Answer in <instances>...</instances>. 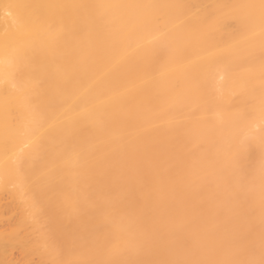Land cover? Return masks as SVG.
Here are the masks:
<instances>
[{
    "label": "bare ground",
    "instance_id": "1",
    "mask_svg": "<svg viewBox=\"0 0 264 264\" xmlns=\"http://www.w3.org/2000/svg\"><path fill=\"white\" fill-rule=\"evenodd\" d=\"M0 7L11 12L0 18V77L16 68L22 81L16 77L15 94L0 87V171L22 168L36 180L63 169L61 182L75 184L59 196L55 183L48 188L55 196L28 180L36 194L30 215L15 190L6 200L0 189V264L264 263V130L242 148H231L234 137L222 131L247 127L249 114L264 121V0H0ZM184 106L207 115L189 127L207 134L210 158L204 146L197 151L200 136L176 137L183 129L171 119ZM11 109L25 122L12 126ZM22 133L28 143L39 137L13 164L7 156ZM194 152L207 159H188ZM248 161L256 171L246 181ZM229 168L239 171L221 180L228 187L201 184L205 170L220 178ZM196 172L200 184L192 183ZM248 183L263 184L251 187L245 206H256L253 219L245 207L242 214L246 203L239 206ZM239 210L241 217L232 214Z\"/></svg>",
    "mask_w": 264,
    "mask_h": 264
},
{
    "label": "rangeland",
    "instance_id": "2",
    "mask_svg": "<svg viewBox=\"0 0 264 264\" xmlns=\"http://www.w3.org/2000/svg\"><path fill=\"white\" fill-rule=\"evenodd\" d=\"M1 8L2 7H0V18L1 17H3L2 15L4 14L5 16L7 15V17H8V15H10L11 16V12H9L10 14H7V12H5L4 11V9H2L3 10V12H2V10H1ZM161 32H164V30H160V37H159V43H162V41H163V38H164V36H163V33H161ZM158 39H156V41H157ZM136 48V47H135ZM137 51V50H136ZM1 59H3V58H1ZM2 60H0V62H1ZM5 63V62H4ZM3 64V62H1L0 63V65H2ZM4 65V64H3ZM2 65V66H3ZM211 65V64H210ZM212 66V67H211ZM210 67H211V69L213 70L214 68V70H216V69H218V65L216 64V63H214V64H212ZM17 69L16 68H11L10 69V72L8 71V78H11L10 80L7 78H3V77H0V87L3 85H5L6 87H7V89H8V91H9V93H16V92H18L19 90H20V84H21V82H20V79H19V76L18 75H16L17 73ZM219 71L217 70V72L215 73V78L214 79H216V74L218 73ZM219 74V73H218ZM10 76V77H9ZM18 76V82L20 83V84H18L17 85V79H16V77ZM222 76V75H221ZM221 76L219 75L218 76V78L216 79V80H214V81H217V82H219L221 79L222 80H224V76L221 78ZM222 80H221V83H222ZM25 82H23L22 83V87H24L23 86V84H24ZM26 83H28V82H26ZM32 83V82H31ZM34 83V82H33ZM216 83H214V86L216 87V85H218V84H220V83H218V84H216ZM25 85V84H24ZM27 85V84H26ZM32 85V84H31ZM34 86H35V84H34ZM26 87V86H25ZM33 86H31L30 88H31V90L29 91V90H26L27 91V94H28V91L31 93H33L34 92V88H32ZM218 87V86H217ZM22 91V90H21ZM23 92L25 93V91L23 90ZM29 93V94H30ZM19 94V93H18ZM17 94V95H18ZM26 94V93H25ZM176 97V103H174V104H179L180 102H181V98H180V96H175ZM171 102H174L173 101V99H172V101ZM12 106H13V108L14 109H18L19 107H21L22 106V103L21 102H13V103H11V108H12ZM184 110H186V111H184ZM183 113L185 114L184 116H183ZM233 115V113L231 114V117H229L228 119H231L232 117H234L235 116V114H234V116H232ZM260 114L259 113H255V114H249L248 116H247V118L245 119V122H246V124H247V127H243V128H240V129H235L234 130V127H232L231 125L230 126H225L223 129H222V131L223 132H226V133H230V135H232L233 137H234V140H235V142H232L233 140H229V141H231V142H228V141H226V147H228V146H230L231 144H232V147L231 148H242L244 145H245V143H247L249 140H251V139H253L254 138V136H255V134L256 133H259L260 131L262 132L263 130H264V121H263V118H262V120L260 119V117L261 116H259ZM26 116H29V115H27L26 114ZM184 117V119H186V121H187V118H188V121H187V123L185 124V123H180L181 122V120H182V118ZM186 116V117H185ZM8 117H9V119L11 120V124H12V126L13 125H15V126H17V125H19L18 123H20L21 121H23V122H25L24 121V117H21L20 118V116L18 115V113H16V112H14V111H12V109H11V111L9 112V115H8ZM175 117H177V115L175 116ZM180 117H182V118H180ZM227 118V117H226ZM179 119H180V122H178L179 121ZM183 119V120H184ZM29 121H27L26 123H28L29 125L31 124V125H33L34 123H36V122H31L32 120L34 121V120H36V119H32L31 120V118H29L28 119ZM38 120V119H37ZM36 120V121H37ZM175 120V121H174ZM207 120V115L205 114V113H203V112H192V109L191 108H189V107H186V106H184L181 110H180V112L178 113V117H177V119L176 118H173V120L171 119V123L173 124V125H175V126H179V127H181L183 130H182V132L181 131H179V135L177 134L176 135V137L177 138H180L181 137V135L180 134H182V136H187V135H195V136H200L199 137V139L201 140L200 142L202 143V145L200 146V145H198V144H196L197 146L196 147H198L199 149H197V151H199V152H204V150H202V147L204 146L203 144H205V142L203 143L202 142V138H203V135H205L204 133H203V131L202 130H200L201 128V126L200 127H189L190 125H192V124H197V123H200V122H204V121H206ZM174 121V122H173ZM31 122V123H30ZM184 122H185V120H184ZM164 123V122H163ZM182 124H184V125H182ZM162 125V124H161ZM203 125V124H202ZM185 126V127H184ZM230 128V129H229ZM232 128V129H231ZM197 130H199V133L201 134H199V133H197ZM232 130H234V131H232ZM188 131H189V133H188ZM200 131H202V132H200ZM197 133V134H196ZM239 133V134H238ZM199 134V135H198ZM235 134V135H234ZM22 135V136H21ZM20 136L22 137V140H21V144L19 143L18 145V147L16 148V151H15V153L14 154H12L11 156H7V157H9L10 158V161L11 162H13V164L15 163V162H17V163H19V162H22L23 161V155H24V152L27 150H31V147H32V145H33V143L38 139V135H35V136H31V138H32V140H31V138L30 137H28L29 138V143L31 144V147L30 148H28V145H30L29 143H28V139H25V138H27L25 135H23V133L21 134ZM209 135V134H208ZM38 136V137H37ZM180 136V137H179ZM207 136V134L205 135V137ZM208 137V136H207ZM205 139H207V141H209L210 139L209 138H205ZM209 139V140H208ZM203 140H204V138H203ZM206 141V142H207ZM237 141H238V143H237ZM199 142V140L197 139V141H196V143H198ZM209 143L210 142H207L206 143V147H208L209 146ZM229 143H231V144H229ZM235 143V144H234ZM200 144V143H199ZM224 144V145H225ZM233 145H235V146H233ZM204 146V149H205V152L207 153V149L209 150L208 151V153L207 154H209V156H207V157H209L210 158V156H212V149H209V148H207L206 149V147ZM239 146V147H238ZM201 148V149H200ZM187 149H184V148H182L181 149V151L182 152H185ZM202 150V151H201ZM211 150V151H210ZM188 151V150H187ZM180 152V151H179ZM210 152V153H209ZM195 153L196 152H194L193 153V155H191L188 159H190V158H192V156H193V158H195V159H193V160H197V159H199L200 157H198V155L196 156L195 155ZM198 153V152H197ZM196 153V154H197ZM201 153V158L200 159H207V157H206V155H205V153H204V155ZM181 154H183V153H181ZM211 154V155H210ZM195 155V156H194ZM200 155V154H199ZM204 157H203V156ZM196 157H198L197 159H196ZM206 157V158H205ZM12 159V160H11ZM192 159L190 160V161H192ZM22 160V161H21ZM174 160V159H173ZM183 161V160H182ZM188 161V160H187ZM212 160H210L209 162L212 164V162H211ZM263 162V164H264V161H262ZM169 163H172V161L170 160V162ZM16 164V163H15ZM20 164V163H19ZM172 164H175V162H173ZM18 165V164H17ZM21 166H22V164H21ZM242 168H244L246 171L243 173L245 176H242L243 178H245L246 179V181L248 180V176H250V175H252L253 174V172H255L256 170H253L252 169V167H251V163L248 161V162H244L243 164H242V166H241ZM240 167V168H241ZM15 169L18 171V169L15 167ZM21 169L22 168H20V170L18 171V173H16V174H18V175H14V174H12L13 172H11V173H8V172H2V171H0V189H2L3 190V198L4 199H8L9 200V194L8 193H10L11 192V190H15V194H16V199H15V201L17 202V203H19L21 206H25L24 207V209H19L20 211H22L23 210V212H25L26 213V215H30L31 213L29 212V204L28 203H30L31 204V202H29V201H32L33 199H34V201L33 202H35V196H36V194L34 195V194H31V193H33V192H31V188H33L35 185L34 184H36V185H38V186H40L39 188H41V189H43V191L46 193H44L45 195H47V193H48V195H53V193L54 192H56L55 191V189L57 190V192H56V194L57 195H59V193L62 195V194H64V191H71V190H74L73 188H75L74 187V185L75 184H69V185H67L66 186V184H64V181L63 182H61L62 180H61V178L58 176L60 173L62 174L63 173V169L62 170H55L54 171V173L53 172H51L52 174H53V176H51L49 173L48 174H46L44 177L45 178H47V180L44 178V177H40V178H37L36 180L34 179V178H31V180L27 177H25L24 176V174H22V173H20L21 172ZM235 169H236V167H235ZM234 169V170H235ZM211 170L212 169H207V170H205L206 171V176L205 177H203L202 176V173L201 172H198V174L199 173H201V174H199L200 176H202L201 178H200V180H202L201 182H200V180L198 179L199 178V175L197 174V172H196V176H195V179H193L194 181L192 182L193 184H202L203 186H204V184L203 183H205L206 182V185H207V183L208 184H210V182L212 183V182H214V180H218V182H220V186H223V185H225V187H228V186H226V183L224 182V181H227L228 180V178L227 177H229V179L230 178H232V175L234 174V172L236 171V173H235V175H233V177L235 176V178H236V176H237V174H238V171L239 170H233L232 168H231V170H230V168H229V170L230 171H228L227 172V174H225L223 177H220V178H218V176L219 175H217L218 174V170L216 171H213L212 172V175L213 176H210L209 177V174H208V172H210L211 173ZM16 171V172H17ZM23 171V170H22ZM57 171H58V174H57ZM232 171V173H230ZM234 171V172H233ZM253 171V172H252ZM55 172H56V174H55ZM193 172H195V171H193ZM202 172H204V171H202ZM8 173V174H7ZM217 173V174H216ZM229 173H230V175H229ZM248 173V174H247ZM205 174V173H204ZM220 174V173H219ZM192 178H194V173H192ZM217 176V177H216ZM231 176V177H230ZM247 176V177H246ZM56 177V178H55ZM197 177V178H196ZM209 177V178H208ZM238 177V176H237ZM204 178H206V179H204ZM216 178H218V179H216ZM226 178V179H225ZM239 178H240V176H239ZM42 181H41V180ZM211 179H212V181H211ZM28 180H30V181H28ZM37 180H39L38 182H40V183H38L37 184ZM43 180L45 181V182H43ZM196 180H197V182H196ZM205 180H207V181H205ZM221 180H224V181H221ZM27 181L28 182H30V183H32V182H34V181H36V182H34V183H32L34 186H32V184H30V183H27ZM47 181V182H46ZM50 181V182H49ZM179 181H180V179L178 178L177 180H175L174 181V183H179ZM192 181V180H191ZM238 180H236V182H237ZM235 182V183H236ZM25 183H26V188L24 187L23 188V186H25ZM42 183H44L43 184V186H42ZM46 183V184H45ZM49 183V184H48ZM55 183H60L61 184V186L60 187H55L54 186V188L53 189H48L50 186H52V185H54ZM250 183V182H249ZM249 183L247 184V185H249ZM253 183V182H252ZM48 184V185H47ZM223 184V185H222ZM254 184H256V185H254V187H253V184H250L249 185V191H245V193H243L242 191H241V193H243L242 195H244L245 196V198L243 197L242 198V203L239 205V206H242V204L243 203H246V204H244V206H243V209H244V207L248 204H250L251 202V199L253 198H251L250 197V195L252 196V191L254 190V189H256L257 187H259L260 185H263L262 183H254ZM31 185V186H30ZM205 185V186H206ZM218 185H219V183H218ZM252 185V186H251ZM29 186H30V188H29ZM71 186H72V188H71ZM251 187L252 188H254V189H251ZM21 188H23L22 190H23V192L21 191ZM69 188H70V190H69ZM207 188H209L208 186H207ZM20 189V190H19ZM64 189H66V190H64ZM30 191V192H28V191ZM210 190V189H209ZM10 191V192H9ZM53 191V192H52ZM20 194H19V193ZM27 192V193H26ZM249 194H248V193ZM13 193V192H12ZM240 193V194H241ZM19 194V195H18ZM29 194H31L32 196L31 197H33L32 199L29 197ZM43 194V195H44ZM55 194V193H54ZM56 194H55V196H56ZM239 194V195H240ZM247 194V195H246ZM17 195H18V197H17ZM44 195V196H45ZM60 196V195H59ZM58 197V196H57ZM212 197H214L213 195H212ZM211 197V198H212ZM182 198V199H181ZM181 198L179 197L178 198V200L179 199H181L180 200V202H182V200L184 201H186V199H187V196H184V195H182L181 196ZM237 198H239V196L237 197ZM249 198H251L250 199V201H249ZM31 199V200H30ZM229 199L230 198H228V201H229ZM232 200H230V202L231 201H233V198H231ZM235 199V198H234ZM260 199V198H259ZM264 198H262V200H263ZM213 200V199H212ZM225 200V201H224ZM222 202H224V204H226V206H228L229 204H231V203H229L228 202V204L226 203L227 202V200L226 199H224ZM243 200H244V202H243ZM247 200H248V202H247ZM246 201V202H245ZM32 202V203H33ZM250 202V203H249ZM263 203V202H262ZM261 203V204H262ZM28 204V205H27ZM62 204V205H61ZM64 204V205H63ZM223 203H221L220 205L222 206V207H224L225 205H224ZM61 205V206H60ZM60 208H59V210L58 211H60V213H62V214H64V211H62V206H64L63 207V209L65 208V207H67V205H68V203H65V202H61L60 203ZM256 205H258V204H256ZM263 205V204H262ZM255 205L253 204V206H249L248 208L247 207H245V209L247 208V210H248V212L246 211V213H247V215L249 216V218L250 219H253L251 216H254V210L256 209V206L254 207ZM259 206V205H258ZM251 207H253L252 209H253V212H252V209H251ZM238 208L239 207H237V211H238ZM241 208V210H242V212L243 211H245V209L243 210L242 209V207H240ZM239 208V209H240ZM249 208L251 209V212H250V210H249ZM260 208H263L262 206L260 207ZM42 209V208H41ZM40 211V209H38V212ZM236 211V210H235ZM240 211V210H239ZM42 212V210L40 211V213ZM234 212V211H233ZM232 212V214H234V215H236V217H237V215H238V217H241L242 215H240L241 214V211L238 213V212H235V213H233ZM249 212H250V214H249ZM244 213L245 212H243L242 214H243V216H244ZM253 214V215H252ZM40 215L41 214H38V217H40ZM111 215H112V217L113 218H116L115 217V214H114V212H111ZM246 215V214H245ZM35 217V216H34ZM37 217V216H36ZM47 217V216H46ZM39 219V218H38ZM40 221H41V223H39L38 225H39V227H40V231H42V233L41 234H44V232L46 231V229H47V231H48V229L50 228V226H48V227H45L46 226V224H47V222H46V218H45V215L42 213V218H40L39 219ZM45 221V222H44ZM171 222H172V220H171ZM170 222H168V224H169ZM44 224H45V226H44ZM166 224V223H165ZM32 225H34V224H31V226ZM30 225L28 224V226H26V227H29ZM37 226V225H36ZM33 227V228H35V231H36V233H34L35 234V237H36V235H38V230H39V228H38V226L37 227ZM30 228H32V227H30ZM29 228V229H30ZM38 228V229H37ZM37 229V230H36ZM27 230H28V228H27ZM34 230V229H33ZM38 232V233H37ZM47 233V232H46ZM263 239V241H262V244L264 243V237H262ZM63 239V240H62ZM61 239V241H62V243H64V240L65 241H67L66 239H64V238H62ZM261 239V238H260ZM60 241V242H61ZM70 241V240H69ZM69 241H67L66 243H68ZM44 243H43V245H41V249L42 250H45L47 247H48V245H49V241H43ZM59 243V242H58ZM61 243V244H62ZM60 244V243H59ZM127 244V243H126ZM130 243H128V245H129ZM56 245H57V242H56ZM127 245V246H128ZM62 245H60V247H61ZM63 246H65V245H63ZM63 246H62V249H63ZM126 246V247H127ZM56 249H58V247L56 248ZM123 249H125V248H123ZM127 249H128V247H127ZM126 250V249H125ZM255 248H254V252H255ZM124 251V250H123ZM257 251V250H256ZM252 253H253V250H252ZM255 253H253V255H254ZM34 261H37V259L36 258H34ZM60 261V260H59ZM61 261H63V262H61ZM61 264L63 263H65L64 261V259H61ZM56 262H58L57 260H56ZM262 262H264L263 260H262ZM44 264V263H43ZM46 264H48V263H46ZM262 264V263H261ZM264 264V263H263Z\"/></svg>",
    "mask_w": 264,
    "mask_h": 264
}]
</instances>
